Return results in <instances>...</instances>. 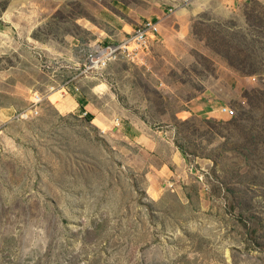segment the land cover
<instances>
[{
  "label": "rangeland",
  "instance_id": "rangeland-1",
  "mask_svg": "<svg viewBox=\"0 0 264 264\" xmlns=\"http://www.w3.org/2000/svg\"><path fill=\"white\" fill-rule=\"evenodd\" d=\"M251 7L264 0H0V264H264ZM151 20L140 61L86 73L93 47ZM217 36L259 72L230 67ZM197 101L208 110L190 113Z\"/></svg>",
  "mask_w": 264,
  "mask_h": 264
},
{
  "label": "built area",
  "instance_id": "built-area-1",
  "mask_svg": "<svg viewBox=\"0 0 264 264\" xmlns=\"http://www.w3.org/2000/svg\"><path fill=\"white\" fill-rule=\"evenodd\" d=\"M158 33V25L151 20L140 24L134 33L118 43L96 45L87 55L85 64L86 73H90L91 71L98 73L105 72L108 66L118 59H125L133 63L140 61L146 51H148L151 37H154L153 35ZM42 102L43 99L35 95L30 102L31 110L36 111V108ZM222 111L227 114V116L234 115V111L230 108L225 107Z\"/></svg>",
  "mask_w": 264,
  "mask_h": 264
},
{
  "label": "trees",
  "instance_id": "trees-1",
  "mask_svg": "<svg viewBox=\"0 0 264 264\" xmlns=\"http://www.w3.org/2000/svg\"><path fill=\"white\" fill-rule=\"evenodd\" d=\"M245 15L247 17V20L248 18H251V15L254 17V20L251 21L252 23L250 22V20H248L249 27H253L254 29L260 28V33L264 34V8L260 17L255 16L252 7L246 11ZM211 47L218 55H221L226 60L230 67L235 69L237 72L244 75H255L259 72L257 71V69H252L250 57H253V55L246 52L245 49L241 48V45L234 43L233 40L217 36L216 38L212 39ZM254 97L256 98V95ZM254 97L250 98V106L253 111H257L253 106ZM78 105L80 108V112L83 111V108L85 106L84 102L78 103ZM260 111H262V114L264 115V105H262V107L258 110V112ZM85 118H87L86 120L91 121L92 116L86 114ZM180 150L186 156L184 149Z\"/></svg>",
  "mask_w": 264,
  "mask_h": 264
},
{
  "label": "crops",
  "instance_id": "crops-1",
  "mask_svg": "<svg viewBox=\"0 0 264 264\" xmlns=\"http://www.w3.org/2000/svg\"><path fill=\"white\" fill-rule=\"evenodd\" d=\"M156 20V19H155ZM195 102V101H194ZM75 103V106L72 108V111L74 110H76L77 108H78V104L76 103V101L74 102ZM200 104L202 105V103H199L198 101H197V103H191V107H190V109L191 110H189V112L190 111H193L194 113H196V111H201V108L204 110H208V104L206 105H204L206 108H204V107H200ZM210 106V105H209ZM188 111V110H187ZM191 113V112H190ZM182 159H183V157L181 156V154L179 153L178 155H175V158L172 160V157H171V159L167 162V164H165V165H163V166H161V168H162V170H161V173L162 174H164L165 173V175L168 173V170H170V165H172V162L174 161L175 163H177V164H179L181 161H182Z\"/></svg>",
  "mask_w": 264,
  "mask_h": 264
},
{
  "label": "bare ground",
  "instance_id": "bare-ground-1",
  "mask_svg": "<svg viewBox=\"0 0 264 264\" xmlns=\"http://www.w3.org/2000/svg\"><path fill=\"white\" fill-rule=\"evenodd\" d=\"M69 104V105H68ZM70 109V103H67V104H63L62 106L59 107V110L61 112H65V111H68Z\"/></svg>",
  "mask_w": 264,
  "mask_h": 264
}]
</instances>
